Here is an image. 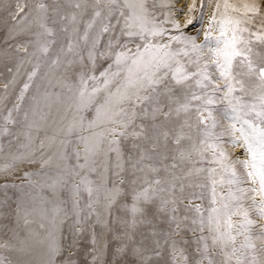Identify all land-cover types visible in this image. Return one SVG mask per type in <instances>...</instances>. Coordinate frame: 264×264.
Wrapping results in <instances>:
<instances>
[{
    "label": "rangeland",
    "instance_id": "obj_1",
    "mask_svg": "<svg viewBox=\"0 0 264 264\" xmlns=\"http://www.w3.org/2000/svg\"><path fill=\"white\" fill-rule=\"evenodd\" d=\"M129 2L143 4V12L137 11L146 27L163 34L130 37L125 0H0V264H237V258L242 264H264V218L258 214L264 197L239 191L258 188L246 175L249 169L235 163L250 158L246 146L242 140L233 146L229 135L218 142L229 156L223 163L233 164L240 177L239 184L229 183L231 170L221 167L214 151L201 152L205 126H195V109L202 100H192V94L203 97L212 88L202 89L191 75L197 62L209 64L220 89L209 106L219 135L230 124L224 116L228 100L221 99L230 81L220 78L209 50L216 47L222 21L245 20L249 58L264 66V43L257 40L264 35V0ZM245 4H254L257 12L245 15ZM190 37L201 50L192 49ZM145 42L178 53L189 79L176 84L170 73L147 92L150 99L123 103L134 116L114 115L119 105L113 98L98 118L109 89L116 90L115 83L105 87L100 73L109 65L116 70L117 52L130 49L132 55ZM241 59L233 61L232 95L259 106V79L243 74ZM92 75L95 80L88 79ZM236 81H243V92ZM188 101L189 111L177 114ZM112 129L124 134L113 135ZM181 132L185 138L177 145ZM144 189L149 198L135 199ZM133 205L140 211L133 212ZM243 210L253 221L246 235L254 248H241ZM229 217L234 244L227 239ZM217 222L218 232L213 230Z\"/></svg>",
    "mask_w": 264,
    "mask_h": 264
},
{
    "label": "snow or ice",
    "instance_id": "obj_2",
    "mask_svg": "<svg viewBox=\"0 0 264 264\" xmlns=\"http://www.w3.org/2000/svg\"><path fill=\"white\" fill-rule=\"evenodd\" d=\"M115 3V0H112ZM126 7L130 9V15L126 20V28L129 30L128 35L134 36L139 35L142 39L144 38L145 33H149L152 36L162 35L163 30L156 28L155 26L148 28L145 25L144 17L138 13L137 9L139 8L140 12H143V4L136 5L130 3L129 0H125ZM41 8L44 6L41 5ZM79 7V5H77ZM227 8V5H225ZM22 10V9H21ZM245 15L248 13L257 12V8L254 4H245L244 5ZM123 15V13H121ZM99 15V13H97ZM215 22V21H214ZM248 21L241 19H225L221 22L220 28V37L216 38V47L214 50L210 49L209 51L212 55L209 57V60L214 64L215 68L219 70L220 78L230 81L227 84V91L221 99L228 100V107L224 109V116L229 119L230 124L225 128L224 132L217 135L213 130L217 127V119L213 115L212 109L209 107L213 105L216 101L214 98V93L220 91V89L214 85L211 74L207 71L209 64L205 63L203 65L197 62V71L191 73L192 76L198 77L196 83L202 88H212V93L206 94L203 97L200 95L192 94V100L201 101L202 104L197 106L195 109V119L196 127L199 128L200 125H204V137L205 139L201 141L204 145V148L201 150L207 151L212 149L217 157V162L220 163L221 167H225L228 170H231V178L229 183L239 184L240 177L237 175L234 165L228 164L225 165L223 162L229 159L228 153L223 146L218 143L223 135H229L232 137L231 143L233 146H238L242 140L243 144L246 146V153L250 157L245 160H237L235 163L240 164L243 168L249 169L246 172L247 177L253 182L258 184V188L253 187L251 189H239V191L244 194L248 191L252 193H258L261 197H264V66H254V62L249 58V53L252 49L249 46L251 41L245 40L242 33L247 32V28H242L241 25ZM175 23V22H174ZM188 23H192L190 20ZM42 27H44L42 25ZM177 30L180 25L175 23ZM139 29L137 32L136 29ZM107 31V29H104ZM46 31L51 34L50 29ZM231 32V35H228V32ZM174 40H180L181 37H173ZM192 41V49L194 51L201 50L202 46L195 44V38H188ZM206 39H208L206 37ZM257 40L264 43V35H257ZM168 45L166 44H152L150 42H145L143 45V50L138 46L134 54L129 55L131 50L117 52L114 56L115 71L112 70V65H109V68L101 72L100 75L104 78L103 83L105 87L110 83H115L116 90L115 93L109 89L108 99L104 101L100 107L97 108V117L101 115L102 109H106L108 106L112 105L113 98L115 102L119 105V111L115 112L114 115H124L134 116L135 113H129L123 108V103L127 102L133 104L136 102H141L143 100H148L150 97L147 95L149 90L155 91L156 88L165 83L166 77L171 73L172 79L175 80L176 84H181L184 81L189 79V73L185 70V67L180 63L179 60H176L178 53L172 51H167ZM44 52H47L48 49L45 47ZM187 55V53H184ZM92 54L89 53L91 58ZM241 57L240 66L245 67L247 71L243 73L248 76H256L259 79V86L261 88V95H259V106L256 104L247 105L241 102V98L235 97L232 93L235 91V85L231 81L236 80L235 75H233V61ZM174 62V63H173ZM262 64H264V59H262ZM35 75V73H33ZM119 77V79H115ZM31 78V77H30ZM88 79L95 80L94 75L89 76ZM240 84V90L243 92V81H236ZM81 83L84 84V77L81 76ZM28 85H25L27 88ZM99 91V89H93V93ZM144 92V95L140 93ZM86 95V89L80 92V96L83 99ZM88 102H91V97H88ZM191 101L180 105L176 108L177 114L180 112L187 113L190 109ZM156 111H160L159 108ZM207 112V116L204 113ZM170 113H165V116ZM105 115L107 113L105 112ZM210 120L211 123H206ZM118 122V121H112ZM240 125L237 127V125ZM185 125L192 127L193 125L189 124L188 121H185ZM123 127L127 128L128 123L124 122ZM236 133L240 134L239 139L236 137ZM113 135H123V132H117L116 129H112ZM139 135V133H136ZM167 133H164L165 138H167ZM185 136L183 132L178 134L175 137V143L180 144L181 140ZM191 139V137H188ZM209 139H215L217 143L209 144ZM116 143L115 140L112 141ZM182 157L184 153L180 154ZM176 165L173 164V167ZM215 171V169H213ZM156 184H159L160 181L157 179ZM91 195V188L87 189ZM182 190V189H181ZM149 189H144L142 193H139L135 196V199L139 200L141 198L147 200ZM255 205V197H252ZM174 203V201H173ZM228 205H225L227 208ZM199 212V209H196ZM140 211L133 205V212ZM241 211L237 209V212ZM212 212H217V209L213 208ZM235 214V213H234ZM244 220L240 224V230L238 234L245 236V243L241 245V248H254L255 245L251 242V237L246 235L249 230V226L253 223L252 220L248 218L247 210L242 211ZM259 216L264 218V199L259 204ZM212 218L210 217V222ZM179 227V225H177ZM227 227L228 232V241H231L233 244L236 240V237L231 234L233 229V223L231 217L228 218ZM214 231H219V223L217 222ZM222 238V237H220ZM261 238H264V226L261 228ZM214 239H217L214 237ZM236 249L233 248V255L235 254ZM237 264H242V261L237 258Z\"/></svg>",
    "mask_w": 264,
    "mask_h": 264
}]
</instances>
